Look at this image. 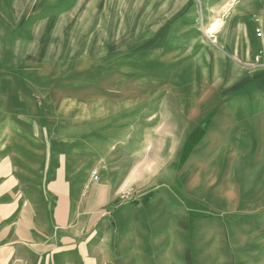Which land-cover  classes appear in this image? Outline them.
I'll list each match as a JSON object with an SVG mask.
<instances>
[{"label":"rangeland","instance_id":"374dc122","mask_svg":"<svg viewBox=\"0 0 264 264\" xmlns=\"http://www.w3.org/2000/svg\"><path fill=\"white\" fill-rule=\"evenodd\" d=\"M257 12L264 0H0V144L61 120L71 139L105 137L115 264H264Z\"/></svg>","mask_w":264,"mask_h":264},{"label":"crops","instance_id":"0c3cea01","mask_svg":"<svg viewBox=\"0 0 264 264\" xmlns=\"http://www.w3.org/2000/svg\"><path fill=\"white\" fill-rule=\"evenodd\" d=\"M257 16L249 22L263 56L256 29L264 30V20ZM24 131L19 141L8 133L0 144V264H115L122 256L104 229L118 197L117 152L98 131L71 139L66 120Z\"/></svg>","mask_w":264,"mask_h":264},{"label":"trees","instance_id":"16d2710c","mask_svg":"<svg viewBox=\"0 0 264 264\" xmlns=\"http://www.w3.org/2000/svg\"><path fill=\"white\" fill-rule=\"evenodd\" d=\"M205 131L206 129L200 125L190 134L185 145L184 158L188 156L189 152L192 150L193 145L203 138Z\"/></svg>","mask_w":264,"mask_h":264},{"label":"built area","instance_id":"2783aa9c","mask_svg":"<svg viewBox=\"0 0 264 264\" xmlns=\"http://www.w3.org/2000/svg\"><path fill=\"white\" fill-rule=\"evenodd\" d=\"M256 34H257V37L262 39L263 42H264V30L262 28H257L256 29ZM262 52H263V55H264V44H263V47H262ZM94 178L98 179V176L95 174Z\"/></svg>","mask_w":264,"mask_h":264}]
</instances>
